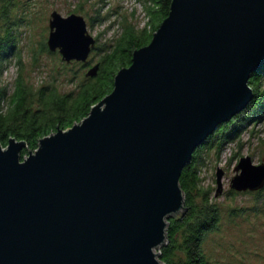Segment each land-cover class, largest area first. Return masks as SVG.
Instances as JSON below:
<instances>
[{"label": "water", "instance_id": "water-1", "mask_svg": "<svg viewBox=\"0 0 264 264\" xmlns=\"http://www.w3.org/2000/svg\"><path fill=\"white\" fill-rule=\"evenodd\" d=\"M49 28L50 52L89 62L96 39L83 16L54 11ZM263 68L264 0H172L87 117L23 160L26 141L0 145V264H164L184 167L249 106V80ZM235 171L232 190L264 189V162L243 157Z\"/></svg>", "mask_w": 264, "mask_h": 264}, {"label": "rangeland", "instance_id": "rangeland-1", "mask_svg": "<svg viewBox=\"0 0 264 264\" xmlns=\"http://www.w3.org/2000/svg\"><path fill=\"white\" fill-rule=\"evenodd\" d=\"M54 11L64 17L83 16L97 49L118 36L124 23L138 30L147 24L143 0H0V35L8 28L14 45L0 63V85L13 89L21 73L34 90L54 85L61 93H69L76 91L98 63L101 52L96 48L86 65L67 64L58 52L42 50L47 45ZM260 118L243 122L233 141L219 146L215 142L213 147L206 146L197 153L201 185L209 190L212 202L221 211L219 229L210 233L203 244L210 264H264V189L237 192L230 188L241 158L251 157L255 164L264 162V117ZM218 169L224 174L223 190L217 196Z\"/></svg>", "mask_w": 264, "mask_h": 264}, {"label": "trees", "instance_id": "trees-1", "mask_svg": "<svg viewBox=\"0 0 264 264\" xmlns=\"http://www.w3.org/2000/svg\"><path fill=\"white\" fill-rule=\"evenodd\" d=\"M171 4L172 0H143L147 24L138 30L126 22L122 32L106 47H95L101 52L98 72L93 77L86 76L76 91L61 93L54 85L34 90L21 73L13 89L0 85V145L5 148L11 138L26 141L23 160L37 149L42 138L81 122L95 104L113 91L117 73L132 64L134 52L151 42L169 16ZM6 30L0 35V63L14 47L11 32ZM42 50L50 52L48 45H43ZM249 85L254 90L250 105L231 122L221 125L194 152L182 171L179 183L185 197L184 210L168 219L167 243L159 250V259L164 264H210L203 244L210 233L219 229L221 211L212 202L209 190L201 185L197 153L206 146L213 147L215 142L219 146L224 141H233L243 122L264 117V68L251 76Z\"/></svg>", "mask_w": 264, "mask_h": 264}, {"label": "bare ground", "instance_id": "bare-ground-1", "mask_svg": "<svg viewBox=\"0 0 264 264\" xmlns=\"http://www.w3.org/2000/svg\"><path fill=\"white\" fill-rule=\"evenodd\" d=\"M250 105V104H249Z\"/></svg>", "mask_w": 264, "mask_h": 264}]
</instances>
